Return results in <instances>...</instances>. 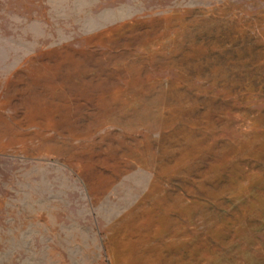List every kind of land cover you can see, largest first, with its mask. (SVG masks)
Listing matches in <instances>:
<instances>
[{
  "label": "rangeland",
  "instance_id": "1",
  "mask_svg": "<svg viewBox=\"0 0 264 264\" xmlns=\"http://www.w3.org/2000/svg\"><path fill=\"white\" fill-rule=\"evenodd\" d=\"M0 264H264V0H0Z\"/></svg>",
  "mask_w": 264,
  "mask_h": 264
}]
</instances>
